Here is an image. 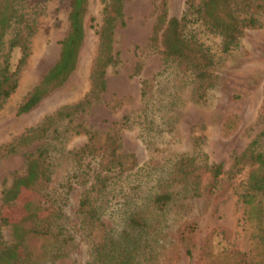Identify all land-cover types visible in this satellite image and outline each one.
Here are the masks:
<instances>
[{"label":"rangeland","instance_id":"374dc122","mask_svg":"<svg viewBox=\"0 0 264 264\" xmlns=\"http://www.w3.org/2000/svg\"><path fill=\"white\" fill-rule=\"evenodd\" d=\"M165 1L169 16L179 17L185 0ZM199 1L193 0L195 4ZM22 3V12L35 21V31L16 88L0 107V217L24 214L26 192L6 202L1 192L24 172L26 155L43 145L49 156L48 198L55 217L52 237L28 243L37 264H117L122 258L124 264H228V252L235 250L264 264V199L262 220L255 221L250 209L238 201L248 162L244 159L233 167L234 158L245 151L246 156L251 151L264 152V14L258 27L243 30L238 45L228 53L221 52L219 36L206 33L197 23L192 25L214 61L213 86L196 101L183 67L163 65L160 47L149 46L160 0H123L124 25L114 30L118 63L106 70L107 87L101 102L69 122H59L56 132L42 140L18 145L14 153L7 154L5 146L16 144L27 129L87 92L103 7L100 0L88 1L77 64L67 81L29 112L17 114L28 92L56 61L69 11V0ZM13 33L7 32L5 42ZM19 57V49L10 51L13 67ZM137 64L140 71L135 75ZM141 81L147 82L144 98ZM123 117L118 153L129 156L127 166L131 160L134 165L109 174L104 193L94 198L106 236L121 242L127 234L133 245L132 250H106L111 261L103 263L92 250L100 234L86 227L77 212L79 199L98 172L97 162L79 163L73 151L87 139L79 128L102 135ZM185 155L197 157L200 164H220L223 174L213 180L200 173L199 195L191 196L192 178L176 169L177 160ZM160 194L171 196L161 210L153 203ZM133 215L142 227H127ZM0 235L3 242L11 243L9 226L1 221Z\"/></svg>","mask_w":264,"mask_h":264},{"label":"trees","instance_id":"16d2710c","mask_svg":"<svg viewBox=\"0 0 264 264\" xmlns=\"http://www.w3.org/2000/svg\"><path fill=\"white\" fill-rule=\"evenodd\" d=\"M44 2L47 0H37ZM89 0H69L67 15L68 29L65 37L59 42L57 59L41 80L28 92L26 99L17 108V114L32 110L42 99L53 90L61 87L75 70L78 53L84 37V18L87 13ZM100 26L96 31L98 44L92 58L88 75L89 87L81 99L69 105L57 108L45 116L38 125L27 129L16 144H8L3 148L7 153H14L18 145L40 141L53 131L61 121L69 122L72 117L83 113L93 105L101 102V96L106 90V70L118 63V52L114 48V30L123 26V0H100ZM22 0H0V107L15 90L20 69L28 57L29 39L34 33L35 21L23 13ZM264 14V0H193L184 1V10L179 17L169 16L165 0H160L156 7V17L149 37V46L160 47L163 65L176 64L187 72L192 83V94L196 101H200L207 89L213 86L211 68L214 65L213 57L196 38L192 25L197 23L206 33L217 35L221 39V52L228 53L235 48L245 29L259 26V17ZM14 30L13 35L5 42L8 31ZM6 49V52L3 51ZM19 49L20 57L13 67L9 61V53ZM140 71L136 65L134 74ZM147 82L141 81L140 96L146 95ZM264 106V101H263ZM126 118L113 122L108 130L100 135L87 129L78 128L86 135V142L73 151L77 162L86 159L96 160L98 172L92 177V182L78 201L77 212L81 221L91 230H96L100 237L92 250H96L99 261H111L106 250H132L133 243L127 234L122 241L108 238L100 219V206H96L95 198L104 193L109 174L123 172L134 165V161L126 165L127 155L119 151V130L124 126ZM78 132V131H77ZM198 145L194 140V147ZM249 151V150H248ZM246 151L234 158L233 167L242 160L248 162L242 192L238 201L251 211V218L262 220L261 203L264 199V152ZM132 157V156H130ZM195 156H181L176 162L177 171L182 176L192 178L188 189L191 196L199 195L197 186L200 173H207L215 180L223 174L222 165L198 163ZM132 165V166H131ZM130 167V168H129ZM49 156L47 149L40 145L33 153L27 154L25 168L21 175L12 178L8 188L1 192L2 201L16 197L21 192L27 193L23 204L24 214L20 218L0 217L1 224L8 225L11 232V243L3 242L0 235V264H37L30 245L33 239H46L53 236V220L55 209L48 198ZM171 200L169 194L157 195L153 203L157 209H163ZM127 227H142V222L130 216ZM264 241V238H261ZM119 256H122L118 254ZM105 257V260H102ZM228 264H256L240 251L228 252ZM122 258L117 264H124ZM96 261V260H94ZM93 261V263H94Z\"/></svg>","mask_w":264,"mask_h":264}]
</instances>
